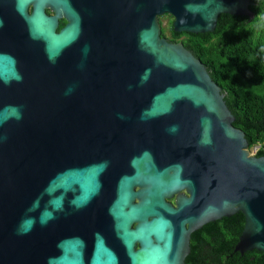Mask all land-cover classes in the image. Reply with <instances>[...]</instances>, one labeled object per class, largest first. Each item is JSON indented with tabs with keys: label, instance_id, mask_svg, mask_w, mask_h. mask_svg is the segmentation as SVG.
Segmentation results:
<instances>
[{
	"label": "water",
	"instance_id": "95a60500",
	"mask_svg": "<svg viewBox=\"0 0 264 264\" xmlns=\"http://www.w3.org/2000/svg\"><path fill=\"white\" fill-rule=\"evenodd\" d=\"M248 6L0 0V264H185L236 213L234 250L264 255V157L158 23L211 33Z\"/></svg>",
	"mask_w": 264,
	"mask_h": 264
},
{
	"label": "trees",
	"instance_id": "16d2710c",
	"mask_svg": "<svg viewBox=\"0 0 264 264\" xmlns=\"http://www.w3.org/2000/svg\"><path fill=\"white\" fill-rule=\"evenodd\" d=\"M248 10L252 16L219 15L211 33H176L171 24L161 37L181 43L204 65L248 150L257 144L254 156L264 157V0H249ZM243 226L241 213L205 224L191 234L185 264H264L257 250H234Z\"/></svg>",
	"mask_w": 264,
	"mask_h": 264
},
{
	"label": "rangeland",
	"instance_id": "374dc122",
	"mask_svg": "<svg viewBox=\"0 0 264 264\" xmlns=\"http://www.w3.org/2000/svg\"><path fill=\"white\" fill-rule=\"evenodd\" d=\"M172 17L169 15H163L161 17L158 18V23L160 26V32L163 35H167L169 26L172 24ZM259 149V145L255 144L253 145V147L251 149L248 150L249 154L254 156L255 152Z\"/></svg>",
	"mask_w": 264,
	"mask_h": 264
},
{
	"label": "flooded vegetation",
	"instance_id": "af4514ba",
	"mask_svg": "<svg viewBox=\"0 0 264 264\" xmlns=\"http://www.w3.org/2000/svg\"><path fill=\"white\" fill-rule=\"evenodd\" d=\"M30 10H31V8L29 7L28 8V12L30 13ZM46 13L48 14V15H51V12L50 11H48V10H46ZM61 21V20H60ZM60 21H59V23H60ZM63 27V26H62Z\"/></svg>",
	"mask_w": 264,
	"mask_h": 264
}]
</instances>
